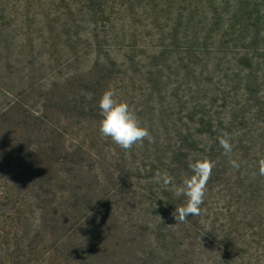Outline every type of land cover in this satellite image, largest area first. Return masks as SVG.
I'll return each mask as SVG.
<instances>
[{
  "label": "rangeland",
  "instance_id": "1",
  "mask_svg": "<svg viewBox=\"0 0 264 264\" xmlns=\"http://www.w3.org/2000/svg\"><path fill=\"white\" fill-rule=\"evenodd\" d=\"M207 3L116 0L95 23L88 0H0V264H264V11L246 32L235 0ZM108 88L151 141L100 133ZM212 144L201 215L176 224L154 176L180 184Z\"/></svg>",
  "mask_w": 264,
  "mask_h": 264
},
{
  "label": "clouds",
  "instance_id": "2",
  "mask_svg": "<svg viewBox=\"0 0 264 264\" xmlns=\"http://www.w3.org/2000/svg\"><path fill=\"white\" fill-rule=\"evenodd\" d=\"M116 93L113 89H106L98 102L100 115L102 119L99 122L100 133L110 138L116 145L124 150H129L145 139L151 141L149 130L142 126L135 111L125 101L115 98ZM218 141L224 154L232 152L231 137L228 133H222ZM231 167L240 168V163L236 159L230 160ZM214 163L207 157L196 159L190 162L188 167L191 175H185L180 184L174 183L173 178L167 173L157 172L154 176L156 183H162L163 186L179 199L184 197V202L176 206L173 216L177 223H183L186 217L201 215V205L204 203V197L207 189V182L211 177ZM259 175L264 176V158L258 161Z\"/></svg>",
  "mask_w": 264,
  "mask_h": 264
},
{
  "label": "trees",
  "instance_id": "3",
  "mask_svg": "<svg viewBox=\"0 0 264 264\" xmlns=\"http://www.w3.org/2000/svg\"><path fill=\"white\" fill-rule=\"evenodd\" d=\"M223 0H208V3H207V5L208 6H217L218 4H220L221 2H222ZM236 2H237V5H241V7H242V9H243V12H244V15H246V20H245V22H244V24L242 25V30H244V31H246V32H248V30H249V28L247 27V25H246V21L251 17V16H253L254 15V12L255 11H258V13L260 14V12H263L264 11V0H235ZM88 3L89 4H98V9H95V10H93V15H94V19H92L93 20V22H95V23H99V20H101L102 19V16H103V13L105 12V4H107V3H116V0H88ZM227 3V2H226ZM233 5H235V4H233ZM109 9H112V7H109ZM97 14H100L101 16L100 17H97ZM259 19H260V16H259ZM255 25H256V23H255ZM255 27H257V26H255ZM224 45L223 44H217V45H214V46H207V47H200V48H203V49H206V48H208V49H210L211 50V52H208V53H211L212 55H214V54H216L214 51H219L220 49L219 48H221V47H223ZM211 47H214V49H211ZM238 48H243V47H238ZM238 48H236V49H238ZM264 47H262L261 49H262V52H264V49H263ZM253 49V48H252ZM252 49L250 50V51H252ZM249 51V52H250ZM248 52V53H249ZM202 53V52H201ZM232 53H234V54H236V55H241L242 57H243V59H244V61H245V63H247L248 64V66L247 67H245L246 69H244V70H246L247 72L249 71V70H251L252 69V67L254 66V63H253V61H251L250 59H249V57H248V53H237V52H235V51H232ZM260 55H261V53H260ZM109 63L110 64H112V63H115V61H109ZM202 64H204L203 66H205L204 68H205V70L206 71H213V72H217L216 71V69H212V67H210L209 65H206L205 63H202ZM106 68V67H105ZM205 70H201L200 72L202 73H204V71ZM241 71H243V70H241ZM240 71V72H241ZM253 84H255V81L254 82H252V84H250V85H253ZM249 85V86H250ZM173 96H175V95H173ZM0 111H1V109H0ZM2 113H4V110L1 112V114ZM214 117H211V116H208V117H205L204 118V121H203V124H206V125H208V129L209 130H211V128L212 127H214L213 126V123H214ZM217 122H219V123H222V122H224V120L223 119H220V120H216ZM213 122V123H212ZM220 126V125H219ZM183 139V138H182ZM187 141H186V143L188 144V146L189 147H191V146H193L194 147V144H196L195 145V148H197V146H198V143H199V145H200V150L201 151H204V150H206V148H207V141L205 140V139H200V141H197V140H194V144L192 143L193 141H191V139H189V138H187L186 139ZM211 147V150H212V152H210V153H208V156H204V155H200V156H196V158L193 160V162L196 160V159H199V158H202V157H207L210 161H213V156H214V149H215V146H213V144L210 146ZM174 152H176L178 155H180L179 153L181 152L180 151V147L179 148H177V149H175V151ZM188 172L191 174V170H188ZM169 202H171V201H169ZM167 206V208L168 209H170V208H172V205H170V204H166ZM159 233V232H158ZM157 233V234H158ZM110 236H112L111 234H110ZM161 238H164V237H161ZM138 240V239H137ZM151 240H154V238L152 237L151 238ZM154 241H156V242H158V239H156V240H154ZM165 242H167V240H162V241H160V243H165ZM139 245H141V243H138ZM129 250H132V247H129ZM138 251V250H137ZM169 262V261H168ZM115 264H117V263H115Z\"/></svg>",
  "mask_w": 264,
  "mask_h": 264
}]
</instances>
